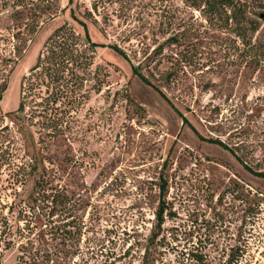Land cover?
<instances>
[{"label": "rangeland", "instance_id": "obj_1", "mask_svg": "<svg viewBox=\"0 0 264 264\" xmlns=\"http://www.w3.org/2000/svg\"><path fill=\"white\" fill-rule=\"evenodd\" d=\"M60 5L22 53L0 30V264H144L146 248L148 264H264V178L245 168L264 173V63L254 69L182 0ZM65 23L96 44L106 76L74 137L54 138L32 98L19 107ZM255 39L264 43V22Z\"/></svg>", "mask_w": 264, "mask_h": 264}, {"label": "trees", "instance_id": "obj_2", "mask_svg": "<svg viewBox=\"0 0 264 264\" xmlns=\"http://www.w3.org/2000/svg\"><path fill=\"white\" fill-rule=\"evenodd\" d=\"M182 2L197 11L206 21L218 24L219 29L232 35L233 42L241 45L243 54L254 69L264 63V43L255 39L264 22V0H182ZM73 3L74 0H70V5ZM71 10L74 16L75 12ZM60 13H65L60 0H0V30L11 32L12 37L22 42L23 45L17 46L18 52L22 53V48L27 46L29 38L38 33L44 22L55 19ZM95 46L87 33L83 37L65 23L47 39L35 65L24 78L19 109L23 110L29 98H32L36 105L32 116L38 118L39 123L41 122L40 127L51 137L58 138L65 132L72 133L74 137L73 130L78 122L76 115L79 108L91 98L93 92H101L106 72L103 65L95 66ZM114 47L122 52L119 47ZM138 71L136 68L135 72L139 73ZM139 76L150 84L141 73ZM43 88H46L45 92ZM44 102H47L46 105ZM184 121L189 123L187 119ZM75 135L78 137V133ZM208 142L234 153L220 140L209 139ZM38 167L39 164L35 169ZM245 168L253 175L264 178L263 172H255L248 166ZM42 183L38 180L37 185H43L42 189L46 190L47 184ZM166 187L167 185L163 183L164 193ZM166 209L165 200L161 201L156 212L157 232L150 238L152 242L162 231ZM4 223V217L0 214V226ZM149 253V248H146L144 264H148ZM229 263L232 264L233 260L230 259ZM25 264L38 262L26 261Z\"/></svg>", "mask_w": 264, "mask_h": 264}]
</instances>
